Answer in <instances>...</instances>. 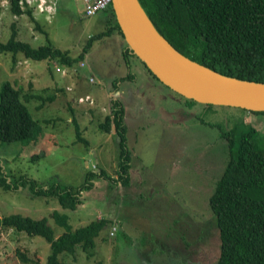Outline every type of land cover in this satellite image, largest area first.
<instances>
[{
	"label": "rangeland",
	"instance_id": "374dc122",
	"mask_svg": "<svg viewBox=\"0 0 264 264\" xmlns=\"http://www.w3.org/2000/svg\"><path fill=\"white\" fill-rule=\"evenodd\" d=\"M45 1L47 7L37 13L36 1L22 0L26 12L18 15L9 8V0H0V42L12 35L33 47L49 41L77 58L89 36L114 24L110 5L86 17L80 0ZM127 47L115 30L94 40L83 59L71 66L0 52V88L5 81L19 88L41 129L36 141H0V175L7 180L23 175L42 186H78L87 171L100 168L114 176H94L74 210L61 207L56 197L34 194L29 185L0 184V217H46L55 236L63 232L51 215L55 210L67 215L72 229L96 218L106 220L95 246L60 254L64 264H215L221 236L210 197L228 159L227 140L218 126L226 132L243 118L259 131L257 142L262 146L264 116L190 104L134 54L123 55ZM29 94L38 97L28 102ZM111 101L125 108L131 151L128 184L115 178L118 137L99 129L104 117L113 114ZM76 126L87 144L77 140ZM113 226L116 230L109 235ZM18 251L33 262H24ZM49 253L41 236L0 231V264H45Z\"/></svg>",
	"mask_w": 264,
	"mask_h": 264
},
{
	"label": "trees",
	"instance_id": "16d2710c",
	"mask_svg": "<svg viewBox=\"0 0 264 264\" xmlns=\"http://www.w3.org/2000/svg\"><path fill=\"white\" fill-rule=\"evenodd\" d=\"M139 1L158 32L184 56L224 75L264 83V0ZM9 5L12 12L18 15L26 12L20 0H9ZM108 9L110 15L114 16L111 4ZM27 13L33 19L32 11ZM115 30L123 38L115 19L112 26L89 36L77 58L83 59L94 40L108 36ZM0 52H12L14 55L22 53L35 61L54 59L64 66H71L77 59L71 57L68 50H61L49 41L33 47L14 35L5 43L0 42ZM129 54L134 53L127 47L123 55ZM36 97L32 94L26 96L28 102ZM185 99L190 104L196 103L192 99ZM110 109L112 116L104 117L99 129L103 133L114 132L118 137L115 178L122 184H128L131 151L127 144V127L123 123L125 108L118 101H111ZM237 110L243 114L264 116V112ZM218 128L221 138L227 140L228 159L210 197V206L217 217L221 236L220 257L215 264H264V144L258 145L259 131L243 118L226 132L220 126ZM75 130L77 140L87 144L78 126ZM40 132V127L22 101L21 90L9 81L3 82L0 88V141H36ZM34 155L40 156V153ZM94 176L114 179V176L111 178L106 170L100 168L96 172L87 171L78 186L59 182L42 186L34 178L21 175L14 181L11 178L7 180L4 174L0 175V184L4 188L29 185L34 194L56 197L61 207L74 210L82 203V190L93 184ZM51 215L55 223L63 228V232L57 236L46 217L34 219L19 213L1 216L0 231L15 229L30 236H41L50 248L45 264H64L59 260L60 254L73 253L77 246L83 251L93 248L95 238L106 225V220L96 218L72 229L66 214L55 210ZM18 252L24 262L32 261L23 251Z\"/></svg>",
	"mask_w": 264,
	"mask_h": 264
},
{
	"label": "water",
	"instance_id": "95a60500",
	"mask_svg": "<svg viewBox=\"0 0 264 264\" xmlns=\"http://www.w3.org/2000/svg\"><path fill=\"white\" fill-rule=\"evenodd\" d=\"M111 5L128 47L171 90L199 104L264 112V83L224 75L184 56L158 32L139 0Z\"/></svg>",
	"mask_w": 264,
	"mask_h": 264
},
{
	"label": "built area",
	"instance_id": "2783aa9c",
	"mask_svg": "<svg viewBox=\"0 0 264 264\" xmlns=\"http://www.w3.org/2000/svg\"><path fill=\"white\" fill-rule=\"evenodd\" d=\"M30 1V0H28ZM82 3V9H83V16L89 17L92 15H95L98 11L104 10L108 7V5L111 4V0H80ZM46 1L44 0V3ZM20 3L22 5V0H20ZM38 9L39 11L43 10V1L38 3ZM81 99H79V102ZM116 230V227L113 226L112 230L110 231V235L113 234V231Z\"/></svg>",
	"mask_w": 264,
	"mask_h": 264
},
{
	"label": "bare ground",
	"instance_id": "6f19581e",
	"mask_svg": "<svg viewBox=\"0 0 264 264\" xmlns=\"http://www.w3.org/2000/svg\"><path fill=\"white\" fill-rule=\"evenodd\" d=\"M145 27H146V29H148L149 31H151V29H150V25L147 23V21H146ZM156 40H157V42H158L161 46L164 45V43L161 42V40H159V39H156Z\"/></svg>",
	"mask_w": 264,
	"mask_h": 264
},
{
	"label": "crops",
	"instance_id": "0c3cea01",
	"mask_svg": "<svg viewBox=\"0 0 264 264\" xmlns=\"http://www.w3.org/2000/svg\"><path fill=\"white\" fill-rule=\"evenodd\" d=\"M33 1H36L37 3H40V2H42V1H44V0H33ZM47 7V4H45L44 3V8H46ZM36 12L37 13H40L41 11H39V9H36ZM57 236V235H56Z\"/></svg>",
	"mask_w": 264,
	"mask_h": 264
}]
</instances>
